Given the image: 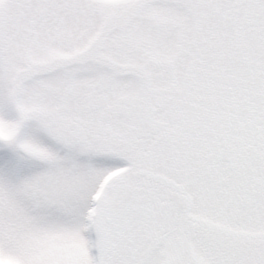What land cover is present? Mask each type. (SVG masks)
Here are the masks:
<instances>
[{
  "label": "snow or ice",
  "instance_id": "1",
  "mask_svg": "<svg viewBox=\"0 0 264 264\" xmlns=\"http://www.w3.org/2000/svg\"><path fill=\"white\" fill-rule=\"evenodd\" d=\"M0 264H264V0H0Z\"/></svg>",
  "mask_w": 264,
  "mask_h": 264
}]
</instances>
